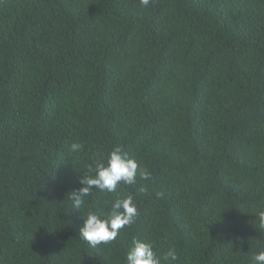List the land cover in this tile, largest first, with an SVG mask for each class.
I'll use <instances>...</instances> for the list:
<instances>
[{
    "label": "trees",
    "instance_id": "16d2710c",
    "mask_svg": "<svg viewBox=\"0 0 264 264\" xmlns=\"http://www.w3.org/2000/svg\"><path fill=\"white\" fill-rule=\"evenodd\" d=\"M116 146L151 178L74 209ZM129 195L114 241L80 237ZM261 210L264 0H0V264H253Z\"/></svg>",
    "mask_w": 264,
    "mask_h": 264
},
{
    "label": "clouds",
    "instance_id": "9594fccd",
    "mask_svg": "<svg viewBox=\"0 0 264 264\" xmlns=\"http://www.w3.org/2000/svg\"><path fill=\"white\" fill-rule=\"evenodd\" d=\"M152 0H139L141 7L147 8ZM83 144L73 142L68 152L75 154L83 149ZM142 180H149L151 174L140 167L136 158L124 153L120 146L108 153L106 162H95V175H86L80 180V189L71 192L70 199L74 209L82 208L94 190L114 193L123 185H135L137 175ZM161 195V194H158ZM106 216V218H105ZM138 216L137 205L131 195L118 198L111 203V210L105 214L89 211L80 229V237L95 248L101 244L107 245L114 241L120 230L135 223ZM259 227L264 228V210L256 213ZM253 264H264V251H258L251 257ZM179 255L175 248H169L163 255H158L152 243L145 240H133V246L126 256L127 264H177Z\"/></svg>",
    "mask_w": 264,
    "mask_h": 264
}]
</instances>
